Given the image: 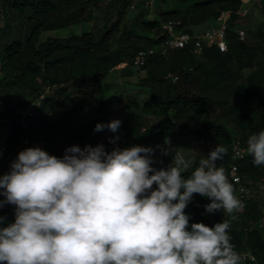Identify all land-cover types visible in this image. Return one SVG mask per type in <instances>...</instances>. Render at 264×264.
Masks as SVG:
<instances>
[{
    "label": "trees",
    "instance_id": "1",
    "mask_svg": "<svg viewBox=\"0 0 264 264\" xmlns=\"http://www.w3.org/2000/svg\"><path fill=\"white\" fill-rule=\"evenodd\" d=\"M165 2L154 0L149 19L151 9L139 3L131 10L132 0H0V118L20 117L28 108L35 112L24 130L9 132L0 176L9 173L11 162L28 148L62 158L72 146L103 145L107 152L114 147H152L151 167L159 170L171 165L173 149L187 152L199 143L203 151L186 156L195 161L182 173L186 179L200 159L222 145L227 155L217 166L225 169L232 183L229 171L236 165L242 184L250 190L240 199L243 210L207 215L204 206L211 201L193 194L185 214L191 217L189 225L213 227L228 220L235 250L264 264V226H258L264 208L253 194L256 185L264 184V165H255L247 151L248 138L264 131V10L252 13V19L232 16L224 53L208 47L198 55L190 48L161 54L166 20L178 19L193 33L210 25L221 11H236L241 5L240 0H178L176 7L164 10ZM95 14L100 23L90 26ZM237 28L245 31L244 41L238 40ZM148 50L155 53L136 71L144 74L137 83L144 98L126 96L131 107H124L128 115L116 133L107 127L95 131L97 124L112 122L105 116L107 105L123 100L122 95H106L104 79L121 64L125 67L120 75L133 76L134 56ZM95 101L98 116L75 126L73 120ZM115 137L116 144L109 143ZM236 140L244 152L235 160ZM165 150L169 154H163ZM15 210L10 204L0 208L4 218L0 228L15 222Z\"/></svg>",
    "mask_w": 264,
    "mask_h": 264
},
{
    "label": "clouds",
    "instance_id": "2",
    "mask_svg": "<svg viewBox=\"0 0 264 264\" xmlns=\"http://www.w3.org/2000/svg\"><path fill=\"white\" fill-rule=\"evenodd\" d=\"M120 126L114 120L95 131ZM172 151L171 165L159 170L151 167L152 147L72 146L62 158L38 147L21 151L0 176V208L16 206L15 222L0 228V264H242L228 220L189 225L185 214L193 194L211 201L207 215L243 210L217 166L227 148L216 145L186 179L195 161ZM247 151L264 165V131L248 138Z\"/></svg>",
    "mask_w": 264,
    "mask_h": 264
},
{
    "label": "built area",
    "instance_id": "3",
    "mask_svg": "<svg viewBox=\"0 0 264 264\" xmlns=\"http://www.w3.org/2000/svg\"><path fill=\"white\" fill-rule=\"evenodd\" d=\"M141 3L144 8L152 9L154 0H132L130 9H135L137 4ZM240 7L236 11L223 10L214 20L215 25H209L205 30L190 33L178 19H168L162 24V30L166 35L163 45L158 48L161 54L168 51L190 48L193 55L200 54L204 48H216L220 53H224L228 49V26L232 16L235 15L238 19L253 18L252 13H260L264 10V0H240ZM236 35L239 41H244L245 31L242 28H237ZM154 50L139 51L134 56V65L140 68L144 65L148 56L153 55ZM167 78L173 81L177 80L176 76L167 75ZM35 115L33 108H28L20 117L0 118V160L7 151L9 132L14 128L24 130L27 127V120ZM234 153L233 159H238L243 155V148L238 140L233 143ZM229 176L232 183L235 185V195L239 199H244L250 195V190L241 182V177L238 174L236 165L230 168ZM243 189V191H241ZM259 228L264 226V219L259 222ZM244 261H251L252 264H257L254 258L247 253H241Z\"/></svg>",
    "mask_w": 264,
    "mask_h": 264
},
{
    "label": "rangeland",
    "instance_id": "4",
    "mask_svg": "<svg viewBox=\"0 0 264 264\" xmlns=\"http://www.w3.org/2000/svg\"><path fill=\"white\" fill-rule=\"evenodd\" d=\"M178 0H166L165 4L162 6L164 10H170L176 7ZM153 18V9L149 14V19ZM99 19L95 14L93 21L90 23L92 25H99ZM210 25H215V22H211ZM209 24H203L199 26L197 31L205 30ZM125 64H121L115 68L117 72H111L109 75L104 79V83H106V95H122L123 100L120 103H113L108 104L106 107V118L114 120L122 121L125 117H127L128 112L124 109L126 105L131 107V105L127 102L126 96L138 95V97L144 98V94L142 93L143 90L137 87L138 79L143 77L144 74L142 72H136L138 70L137 67H133L131 69L133 76L131 77H124L120 75L118 72L119 70L123 69ZM98 101H95L94 105L87 110L85 113L81 114L80 116L76 117L73 120V124L75 126L78 125H85L88 122L92 121L95 117L98 116L97 113ZM203 146L199 143H196L192 146L190 151H181L183 155L188 156L189 154H196L203 151ZM253 194L256 196L257 200L259 201L261 207L264 208V184H258L253 189Z\"/></svg>",
    "mask_w": 264,
    "mask_h": 264
}]
</instances>
